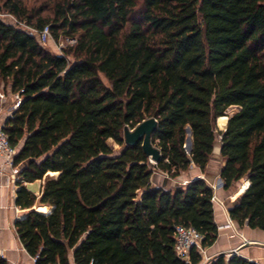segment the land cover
<instances>
[{
  "label": "trees",
  "instance_id": "obj_1",
  "mask_svg": "<svg viewBox=\"0 0 264 264\" xmlns=\"http://www.w3.org/2000/svg\"><path fill=\"white\" fill-rule=\"evenodd\" d=\"M21 23L75 42L52 52ZM1 91L21 96L2 130L26 210L13 226L34 264H258L202 263L196 247L181 259L175 225L199 231L202 248L217 238L213 189L152 176L204 172L218 140L222 189L249 182L229 218L264 230V0H0ZM150 117L156 163L123 138ZM36 180L38 195L24 185Z\"/></svg>",
  "mask_w": 264,
  "mask_h": 264
},
{
  "label": "crops",
  "instance_id": "obj_2",
  "mask_svg": "<svg viewBox=\"0 0 264 264\" xmlns=\"http://www.w3.org/2000/svg\"><path fill=\"white\" fill-rule=\"evenodd\" d=\"M8 102L9 100H6L4 105L7 106ZM5 118L6 116L4 115L0 116V125ZM219 171L220 168L215 172L209 163L204 172L192 165L187 171L182 172L175 178H170L166 174L157 171L152 176V183L170 188L184 185L193 178L203 177L208 184L212 185L214 183L215 186H219L222 189ZM11 178L10 169L0 158V255L8 261V264H34L32 257L19 242L14 230V220L23 217L26 210L20 209L14 204L17 186ZM41 183V180H36L34 182H25L24 185L38 195ZM243 190H238L235 194ZM227 207L222 210L219 206L215 207L213 205L218 235L213 244L200 249L202 263L219 253L229 255L231 254L230 251H234L237 255L255 261L258 264H264V230L252 229L245 224L239 226L229 218ZM229 221L231 224L226 226Z\"/></svg>",
  "mask_w": 264,
  "mask_h": 264
},
{
  "label": "built area",
  "instance_id": "obj_3",
  "mask_svg": "<svg viewBox=\"0 0 264 264\" xmlns=\"http://www.w3.org/2000/svg\"><path fill=\"white\" fill-rule=\"evenodd\" d=\"M24 28L29 29L32 33H34L39 42H44L48 40L51 33L49 30L48 25L43 26L41 29H36L21 23ZM62 40L65 41L66 45L73 44L75 40L73 38H63ZM63 46L60 44L59 50L60 54L62 53ZM13 99L11 101V105L8 107L7 116H11L13 110L19 105L21 101V96L18 92L13 93ZM3 97V94L0 92V98ZM1 101V99H0ZM2 125H0V158L2 159L3 163L12 169V174L17 176V167L13 166V156L16 152L15 148L9 144L7 135L2 130ZM14 180V179H13ZM16 180V179H15ZM14 180V181H15ZM231 223L226 224L229 226ZM202 234L197 231L195 228L185 225H175L174 226V249L176 254L184 260H188L189 258V251L191 248L196 247L201 249V242ZM35 261V258H32Z\"/></svg>",
  "mask_w": 264,
  "mask_h": 264
},
{
  "label": "rangeland",
  "instance_id": "obj_4",
  "mask_svg": "<svg viewBox=\"0 0 264 264\" xmlns=\"http://www.w3.org/2000/svg\"><path fill=\"white\" fill-rule=\"evenodd\" d=\"M32 1L33 0H29V2L32 4ZM2 18L5 19L6 21H9V22H13L15 23L16 19H14L12 16L8 15L7 13H2L1 14ZM45 48L51 50L52 52H57V53H60V50H59V46L60 44L65 47L66 46V43L64 40H62V38H60L59 40H54L52 38V36L50 35V37L48 38V40L44 41L41 43ZM62 52V51H61ZM1 93L3 94V97H1V101H0V116H7V109L8 107L11 105V101L13 99V93H10L9 91L7 92H4V91H1ZM6 100H9V104L7 106L4 105V102ZM234 110V107H229L226 112H225V115L223 116L225 118V121L227 119V115L230 114L232 111ZM220 128L218 126V121L216 122V130L217 131H220ZM108 143L110 145H112L113 149H118L119 146L114 143L112 140H108ZM209 165L212 166L213 170L216 172L217 170H219V168L221 167L222 165V159L219 155V142L217 140L216 144H215V148H214V151L210 157V160H209ZM11 171V174H12V169L10 167H8ZM14 176V177H13ZM17 176L15 174H12V178L11 179H16ZM13 180V183H15ZM245 180H242L241 182H239L237 184V187L236 189L232 192V193H229L227 194V192H225L223 189H221L219 186H215V184L213 183L212 185H210L213 189V205L216 207V206H219L222 210H225V208L231 203V201L233 199H235L237 197L238 194H235L239 188L241 187L242 183L244 182ZM217 187V188H216Z\"/></svg>",
  "mask_w": 264,
  "mask_h": 264
},
{
  "label": "water",
  "instance_id": "obj_5",
  "mask_svg": "<svg viewBox=\"0 0 264 264\" xmlns=\"http://www.w3.org/2000/svg\"><path fill=\"white\" fill-rule=\"evenodd\" d=\"M156 125H157L156 119L150 117L142 120L133 128L125 127L123 131V138L125 145H134L135 143L140 141L142 150L149 157V161L153 163H156L160 159V151L157 147H155L151 143V139H150L151 133L155 130ZM186 130H187V137L184 142V148L187 152H189L191 146L190 132L188 127L186 128ZM221 130L222 129H220V131ZM243 191L239 192L238 194L242 193ZM234 203L235 200H232L231 205H233ZM230 253H234V251H230Z\"/></svg>",
  "mask_w": 264,
  "mask_h": 264
},
{
  "label": "bare ground",
  "instance_id": "obj_6",
  "mask_svg": "<svg viewBox=\"0 0 264 264\" xmlns=\"http://www.w3.org/2000/svg\"><path fill=\"white\" fill-rule=\"evenodd\" d=\"M217 121H218V126L220 127V128H224V126H225V118L223 117V116H220L218 119H217ZM249 184V182L246 180V181H244L243 183H242V185H241V187H240V189L239 190H243V189H245L246 187H247V185Z\"/></svg>",
  "mask_w": 264,
  "mask_h": 264
}]
</instances>
